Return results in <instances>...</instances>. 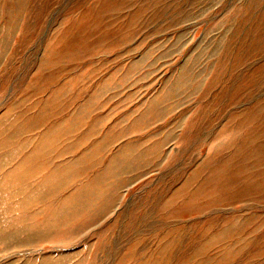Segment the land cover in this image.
<instances>
[{
	"label": "rangeland",
	"instance_id": "374dc122",
	"mask_svg": "<svg viewBox=\"0 0 264 264\" xmlns=\"http://www.w3.org/2000/svg\"><path fill=\"white\" fill-rule=\"evenodd\" d=\"M261 165L264 0H0V264H264Z\"/></svg>",
	"mask_w": 264,
	"mask_h": 264
},
{
	"label": "bare ground",
	"instance_id": "6f19581e",
	"mask_svg": "<svg viewBox=\"0 0 264 264\" xmlns=\"http://www.w3.org/2000/svg\"><path fill=\"white\" fill-rule=\"evenodd\" d=\"M6 25V24H5ZM43 112V111H42ZM43 115V114H42ZM240 134V133H239ZM240 137V136H239ZM46 143V142H45ZM8 157V156H7ZM261 166H263V165H261ZM264 167V166H263ZM260 175V174H259ZM263 176H264V174H263ZM39 179V178H38ZM40 189V188H39ZM37 191V190H36ZM77 191H78V189H77ZM98 191H99V188H98ZM69 194V193H68ZM67 194V195H68ZM94 194V193H93ZM14 195V194H13ZM43 195V194H42ZM62 195H65V194H62ZM70 195V194H69ZM76 196V195H75ZM10 197V196H9ZM40 197H41V195H40ZM52 197V196H51ZM63 197V196H62ZM67 197V196H66ZM48 198V197H47ZM71 199V198H70ZM5 207V206H4ZM30 212V211H29ZM71 212V211H70ZM73 212V211H72ZM28 213V212H27ZM12 215V214H11ZM50 216V215H49ZM52 224V223H51ZM57 226V225H56ZM11 233V232H10ZM41 234V233H40ZM14 236V235H13ZM24 237V236H23ZM43 238V237H42ZM8 243V242H7ZM28 244V243H27ZM5 245V244H4ZM7 246V245H6ZM16 247V246H15ZM22 247V246H21ZM61 254V253H60ZM46 257V256H45ZM4 258V257H3Z\"/></svg>",
	"mask_w": 264,
	"mask_h": 264
}]
</instances>
